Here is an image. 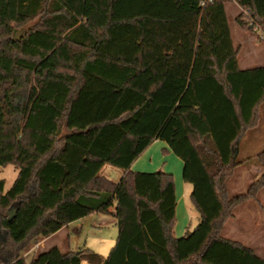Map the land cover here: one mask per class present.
<instances>
[{"label": "trees", "instance_id": "obj_1", "mask_svg": "<svg viewBox=\"0 0 264 264\" xmlns=\"http://www.w3.org/2000/svg\"><path fill=\"white\" fill-rule=\"evenodd\" d=\"M230 1L0 0V166L18 170L7 191L0 179V264H264L222 234L233 153L264 102V65L239 67ZM234 1L264 37V0ZM157 139L193 184L200 219L181 238L173 173L131 169ZM102 212L118 228L107 256L54 245L26 261L31 243Z\"/></svg>", "mask_w": 264, "mask_h": 264}, {"label": "rangeland", "instance_id": "obj_2", "mask_svg": "<svg viewBox=\"0 0 264 264\" xmlns=\"http://www.w3.org/2000/svg\"><path fill=\"white\" fill-rule=\"evenodd\" d=\"M225 6L232 38H234V43L239 48L238 63L240 69L264 65V37H261L260 32L257 30L256 33H252L256 40L252 43L246 41L244 37L245 28L235 19L241 12V8L234 0L227 2ZM258 118V125L248 129L244 136L239 139L237 147L239 151L236 156L239 164L228 171L229 175L226 183L230 193L229 196H238V198H236L235 206L232 209V216L222 229V234L253 247L256 253L264 258V160L258 157L264 150V102L259 107ZM173 154V160L174 158L180 160L181 164L178 168L183 172L182 158L176 155L175 152ZM149 171L155 172L157 170ZM17 172L18 170L13 164L0 166V179H5L4 190L7 191L12 186L18 176ZM102 172L112 181L117 182L121 178L123 170L105 164ZM100 215V217L107 220L112 216L103 212ZM94 218H96L95 214L89 216L86 220L90 221ZM198 223L199 220H194L191 230ZM79 225L78 221H74L69 228L55 232L46 243L38 244L39 240L31 243L23 252L26 261L30 262L40 251L54 247V245L58 246L63 252L68 250L69 245H72L76 252L90 249L102 256H107L116 243L113 241H116L118 237L116 225L108 223L102 228L91 230L86 226L84 230L78 232ZM67 234L71 236L70 239ZM111 242L113 244L109 246ZM81 264L92 263L83 257Z\"/></svg>", "mask_w": 264, "mask_h": 264}, {"label": "crops", "instance_id": "obj_3", "mask_svg": "<svg viewBox=\"0 0 264 264\" xmlns=\"http://www.w3.org/2000/svg\"><path fill=\"white\" fill-rule=\"evenodd\" d=\"M244 30H245L244 37L246 41L252 43L253 41L256 40V37H254L252 34L254 32L256 33L255 30H246V29ZM164 149L166 150V152H163ZM173 153L174 152L172 151V149L165 140L162 141L160 139H157L148 147V149H146L143 152V154L138 159L134 161L131 169L137 171L166 169L167 171L173 173L175 179V185H176V197L178 201L177 209H176L177 220L174 226V233L177 237L181 238L183 237V235L187 234V232L191 231L192 229L191 227L193 226V221L196 219L199 220L200 216L194 204L189 199V195L193 190V184L186 182L184 180L183 172L180 170V168H178L181 162L178 158H174L173 160V156H172L174 155ZM94 214L96 215V218L90 221L86 220V218ZM100 216H101L100 213H92L84 218L76 220L80 223L77 231L79 232L80 230H84L86 226L89 230H91L95 228H102L103 226H106L108 223H112L116 225V219L113 217V215L110 218H108V220ZM73 222H70V224ZM70 224L64 226L62 229L69 228ZM51 236L47 238H42L41 241L39 240L38 244L43 242L46 243V241L49 240ZM67 236H69L68 237L69 239L71 238L69 234H67ZM113 242L115 243L116 241ZM111 244L113 243L112 242L109 243V246H112ZM71 249L76 250L72 245H69L68 250Z\"/></svg>", "mask_w": 264, "mask_h": 264}, {"label": "water", "instance_id": "obj_4", "mask_svg": "<svg viewBox=\"0 0 264 264\" xmlns=\"http://www.w3.org/2000/svg\"><path fill=\"white\" fill-rule=\"evenodd\" d=\"M23 33V30H21V31H19L18 33H16V35L14 36V40H16V39H18L19 38V36L21 35ZM235 152L233 153V157H236L237 156V154H238V151L239 150H237V148L234 150ZM16 208H11L10 210H9V219H11L14 215H15V213H16Z\"/></svg>", "mask_w": 264, "mask_h": 264}, {"label": "built area", "instance_id": "obj_5", "mask_svg": "<svg viewBox=\"0 0 264 264\" xmlns=\"http://www.w3.org/2000/svg\"><path fill=\"white\" fill-rule=\"evenodd\" d=\"M205 3H206V1H202V2H201V4H202V5H204ZM245 19H246V18H244V20H245ZM253 30H255V31H257V30H258V31L260 32V36H261V37H263V35H262V33H261V31H260V29H259V27H258V26H257V27H254V29H253Z\"/></svg>", "mask_w": 264, "mask_h": 264}]
</instances>
